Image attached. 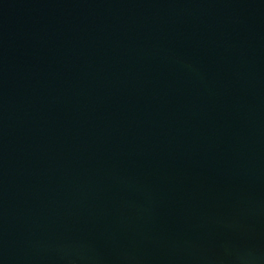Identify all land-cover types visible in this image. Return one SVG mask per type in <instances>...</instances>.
<instances>
[{"label": "water", "instance_id": "obj_1", "mask_svg": "<svg viewBox=\"0 0 264 264\" xmlns=\"http://www.w3.org/2000/svg\"><path fill=\"white\" fill-rule=\"evenodd\" d=\"M0 264H264V0H0Z\"/></svg>", "mask_w": 264, "mask_h": 264}]
</instances>
